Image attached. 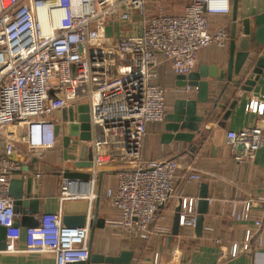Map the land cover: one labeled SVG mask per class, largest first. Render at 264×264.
<instances>
[{"label":"built area","instance_id":"1","mask_svg":"<svg viewBox=\"0 0 264 264\" xmlns=\"http://www.w3.org/2000/svg\"><path fill=\"white\" fill-rule=\"evenodd\" d=\"M149 3L162 8V0H0V132L5 130L0 226L7 229L5 252L52 254L56 264L87 261L91 254L90 228L67 227L61 213L42 214L34 227L17 226L20 215L10 181L20 168L15 159L19 143L36 151L55 148L61 140L65 162H92L91 182L103 167L132 164L106 193L120 212L112 225L129 236L162 232L158 222L177 193L175 168L168 162L137 163L147 125L164 122L168 114L159 69L167 64L175 75L188 76L201 49L227 48L230 32L224 26L212 31L210 16L229 15L232 0H192L181 14L155 15L149 14ZM111 23L116 29L121 23L130 25L131 31L111 36ZM196 89L186 86L185 92ZM80 105L88 106L87 122L78 119ZM246 110L263 117L264 94L253 96ZM227 140L232 151L241 145L246 155L254 156L264 148V118L258 126L229 131ZM188 178L199 181L201 175L191 172ZM180 200V226L194 229L199 199ZM250 213L248 203L237 218L249 220ZM23 234L21 249L17 243ZM249 237L250 232L245 251ZM239 251L234 245L232 257Z\"/></svg>","mask_w":264,"mask_h":264},{"label":"crops","instance_id":"2","mask_svg":"<svg viewBox=\"0 0 264 264\" xmlns=\"http://www.w3.org/2000/svg\"><path fill=\"white\" fill-rule=\"evenodd\" d=\"M191 2L192 0H163L162 8L152 5L147 9L150 15H155L158 11L181 14ZM233 2L234 0L229 15L210 16L212 31L224 26L231 36ZM262 12L264 0H238V30L241 29L240 23L244 18L253 19ZM251 58H264V47L256 55L252 53ZM228 60L229 45L225 49L211 45L199 52L195 71L202 65L209 68L216 66L219 69L218 79H208L210 102L199 104V114L206 118L201 126L202 135L195 134L191 143L163 144L161 137L165 132L166 120L147 125L137 163L152 165L168 162L175 168L177 175L176 196L169 201L158 222L162 232L152 229L145 235L129 236L112 225L120 220V212L111 207L106 193L117 185L121 171L130 168L132 164L115 162L112 166L103 167L86 191H83L79 183L72 186L68 182V195H64L63 186L67 179L64 174L68 170L77 169L74 163L63 160L65 150L61 140L55 148L49 150L29 151L25 144H18L20 154L15 157L20 165L18 170L27 171L13 175L12 178L20 179L25 176L26 180L32 178L36 181L29 189L32 190L33 198L39 202L38 210L31 213L33 219L30 222L38 221L42 214L61 213L62 220L65 215L88 214L89 223L94 214H97L106 223L104 228H97L94 233L92 253L119 256L124 250L132 251L134 256L131 264H264V148L254 156H248L238 147L236 151H232L227 140L229 131L258 126L264 118L246 110L253 96L260 92L264 94V69L257 83L254 86L248 85L247 91H243L241 87L246 78L242 79L241 76L238 80H227ZM159 70L158 83L166 90L168 114L173 112L177 100L196 97L197 89L186 93V86H179L177 75L167 64H163ZM221 95L223 97L219 105L213 110L215 101ZM3 133L5 130L0 132V153ZM24 133L21 129L17 131L19 136ZM113 167L121 168L113 170ZM80 172H89V169ZM191 172L199 173L201 180H190L188 174ZM37 174L41 176L37 177ZM203 183L208 184L209 210L204 218L202 234L199 236L195 228L180 226L179 235L169 241L180 198H199ZM26 190L27 184L24 185V191ZM72 195L79 197L73 198ZM248 203L251 204L250 219L239 220L237 216ZM32 209L34 211L35 206ZM18 221L22 229L27 228L22 225L21 218ZM258 221L261 225L257 224ZM249 232L250 249L245 251L243 246ZM234 245H238L240 251L237 256L232 257ZM17 246L25 248L24 234ZM0 264H56V261L52 254L8 253L3 250L0 251Z\"/></svg>","mask_w":264,"mask_h":264},{"label":"water","instance_id":"3","mask_svg":"<svg viewBox=\"0 0 264 264\" xmlns=\"http://www.w3.org/2000/svg\"><path fill=\"white\" fill-rule=\"evenodd\" d=\"M238 26V0H234L233 23L229 41V60L226 65V76L229 81H232L233 79L238 80L241 76L242 79L246 78L245 84L241 88L243 91H247V86H254L264 69V58H259L257 60L251 58L252 53L256 55L258 51L264 47V12L256 15L253 19L244 18L240 23V30H238ZM249 76H253L254 78H247ZM218 78V67L213 66L209 68L204 65L200 66L198 70L192 72L188 76L177 75L179 86L197 87V95L195 98L186 97L175 102L173 112L167 114L165 119V132L161 137L163 144H171L173 142L191 143L195 138V134L202 135L201 126L206 118L199 114V104L204 105L210 102V84L208 79ZM222 97L223 95L217 98L213 110L217 108ZM78 113V119L80 122L89 121L87 105H80L78 107ZM238 149L243 150V147L239 145ZM74 166L77 170H68L64 176L68 180H71L72 185L75 186L76 183H79L82 186L83 191H86L90 186L92 178L91 173L80 172V170L89 169L93 164L92 162H77ZM26 171L27 169H23L22 171L16 170L13 172V175L21 174ZM34 182L36 181L32 178L26 180L25 176L20 179L12 178L10 181V195L14 198L15 211L20 215L22 225L27 227H34L37 225V221L30 222L33 219L31 213L37 212V206L39 203L37 199L33 198L32 190L29 189L34 185ZM25 184H27L26 192L24 191ZM198 199V215L195 229L196 233L200 236L204 228L205 215H207L209 210L208 184H202L201 193ZM181 202L182 201L180 200L173 218L172 233L169 237V241H171L173 237L178 236L180 232ZM33 206H35L34 211L32 209ZM63 220L67 227H86V225H88L90 228V258L87 261L70 264H131L134 256L132 251L124 250L119 256L92 253L91 245L94 239V233L97 228H104L106 223L105 219L99 218L97 214H94L91 222L88 223L89 215L82 214L65 215ZM17 226H20L19 221H17ZM6 232L7 229L0 226V251L6 249Z\"/></svg>","mask_w":264,"mask_h":264},{"label":"rangeland","instance_id":"4","mask_svg":"<svg viewBox=\"0 0 264 264\" xmlns=\"http://www.w3.org/2000/svg\"><path fill=\"white\" fill-rule=\"evenodd\" d=\"M162 3H163V0H162ZM153 3H149L148 6H152ZM119 28V30H117ZM117 29H116V26L111 23L107 30H108V34H110L111 36H115V35H120V34H124V33H129L131 31V28H130V25H127V24H120L119 26H117ZM121 167H113L112 169H117L119 170Z\"/></svg>","mask_w":264,"mask_h":264}]
</instances>
